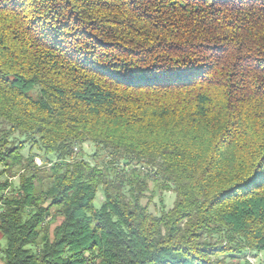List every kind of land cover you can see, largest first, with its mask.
Masks as SVG:
<instances>
[{
    "label": "trees",
    "instance_id": "16d2710c",
    "mask_svg": "<svg viewBox=\"0 0 264 264\" xmlns=\"http://www.w3.org/2000/svg\"><path fill=\"white\" fill-rule=\"evenodd\" d=\"M0 168L3 264L264 255V0H0Z\"/></svg>",
    "mask_w": 264,
    "mask_h": 264
},
{
    "label": "rangeland",
    "instance_id": "374dc122",
    "mask_svg": "<svg viewBox=\"0 0 264 264\" xmlns=\"http://www.w3.org/2000/svg\"><path fill=\"white\" fill-rule=\"evenodd\" d=\"M36 151V150H35ZM84 153L88 156V160L92 163H94V158H93V155L95 153V149L92 145H86L83 149ZM25 155H29V146L27 147V150L24 152ZM98 158H96L97 160ZM100 161V159H99ZM36 162L41 165V159L40 158H37L36 159ZM2 168H0V171H1ZM18 178H16V180H14V182L16 184H18ZM151 187L152 189L155 191V194L154 196L152 197V202L150 204V210L151 212H153L154 214L156 215H159L161 210H163V206L165 207V209H170L174 206V202H175V199H176V196L174 193L172 192H164V191H161L160 189L158 188H154V185L151 184ZM149 197L152 196L151 193L148 194ZM102 200V194H99L98 195V199L96 200V204L99 205V202ZM149 201V198H145L142 200L143 204H147ZM60 220H58V222H54L51 226V229H53L58 223H59ZM0 246H1V249H4L5 246H6V240L4 238H2L1 234H0ZM247 261V262H246ZM246 261L244 260H240V263L241 264H264V255L263 254H259L258 256H249ZM0 264H3V261H2V258L0 256Z\"/></svg>",
    "mask_w": 264,
    "mask_h": 264
}]
</instances>
